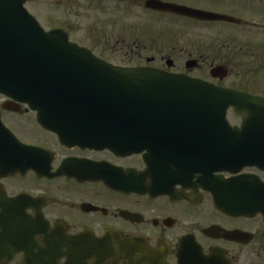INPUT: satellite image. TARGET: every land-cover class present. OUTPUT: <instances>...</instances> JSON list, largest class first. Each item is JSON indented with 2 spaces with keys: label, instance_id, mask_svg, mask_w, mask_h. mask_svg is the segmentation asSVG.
<instances>
[{
  "label": "flooded vegetation",
  "instance_id": "obj_1",
  "mask_svg": "<svg viewBox=\"0 0 264 264\" xmlns=\"http://www.w3.org/2000/svg\"><path fill=\"white\" fill-rule=\"evenodd\" d=\"M177 6L206 17L169 9ZM24 8L0 10L11 44L50 43L35 30L54 32L106 63L264 99V0H25ZM48 114L41 122L24 96L0 92V264H264V214H229L212 192L214 181L264 182V168L213 172L211 155L178 143L200 138V122ZM239 118L230 124L242 128Z\"/></svg>",
  "mask_w": 264,
  "mask_h": 264
},
{
  "label": "water",
  "instance_id": "obj_2",
  "mask_svg": "<svg viewBox=\"0 0 264 264\" xmlns=\"http://www.w3.org/2000/svg\"><path fill=\"white\" fill-rule=\"evenodd\" d=\"M24 3L0 0V10L20 8L23 14ZM169 9L206 17L184 7ZM35 32V38L52 41L11 44L6 40L14 37L1 36L0 30V92L24 96L39 111L41 122L49 121L48 111L81 122H200V138L178 143L194 155L200 151L211 155L213 172H237L245 165L264 168V148L247 145L264 141V99L161 69L106 63L67 37L58 42L57 33ZM62 103L68 106L56 107ZM230 108L241 116L242 128L230 124ZM206 126L211 128L207 136ZM254 151L260 153L254 156ZM212 192L216 206L229 214H264V182L260 179L240 176L214 181Z\"/></svg>",
  "mask_w": 264,
  "mask_h": 264
},
{
  "label": "rangeland",
  "instance_id": "obj_3",
  "mask_svg": "<svg viewBox=\"0 0 264 264\" xmlns=\"http://www.w3.org/2000/svg\"><path fill=\"white\" fill-rule=\"evenodd\" d=\"M196 1V0H195ZM169 28V27H167ZM171 29V28H170ZM185 67V61L182 58H177V69H183ZM185 69V68H184ZM228 117L231 122H240V118L232 111V109L228 112Z\"/></svg>",
  "mask_w": 264,
  "mask_h": 264
}]
</instances>
